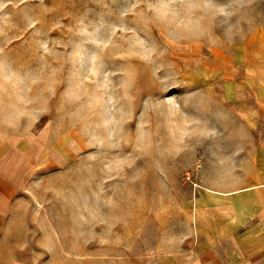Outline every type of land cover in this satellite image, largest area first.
<instances>
[{
  "label": "rangeland",
  "instance_id": "1",
  "mask_svg": "<svg viewBox=\"0 0 264 264\" xmlns=\"http://www.w3.org/2000/svg\"><path fill=\"white\" fill-rule=\"evenodd\" d=\"M259 60L264 0H0V264H161L262 217Z\"/></svg>",
  "mask_w": 264,
  "mask_h": 264
},
{
  "label": "crops",
  "instance_id": "2",
  "mask_svg": "<svg viewBox=\"0 0 264 264\" xmlns=\"http://www.w3.org/2000/svg\"><path fill=\"white\" fill-rule=\"evenodd\" d=\"M264 63V60H259ZM254 63H256L254 61ZM261 101L257 113L261 116L259 121L264 120V78L260 85ZM254 149H262L260 156L264 157V141L260 143L251 142ZM251 180L256 182L258 191L243 188L242 192L248 190L262 192L264 194V160L253 161ZM262 217L253 224H246L244 228L237 227L234 222H227L228 233L223 235V227L219 226L220 239L214 238V222H205L204 233H199V238L194 244L195 250L186 256H173L161 264H264V207H260ZM211 225V226H210ZM244 225V224H242ZM201 228L198 227V230Z\"/></svg>",
  "mask_w": 264,
  "mask_h": 264
}]
</instances>
